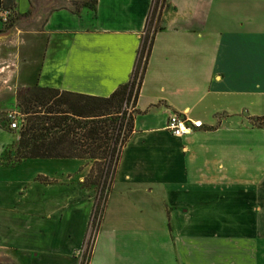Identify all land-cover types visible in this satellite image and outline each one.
<instances>
[{"label":"crops","instance_id":"obj_1","mask_svg":"<svg viewBox=\"0 0 264 264\" xmlns=\"http://www.w3.org/2000/svg\"><path fill=\"white\" fill-rule=\"evenodd\" d=\"M13 1L12 24L0 22V100L8 101L0 112L16 109L19 92L108 98L129 82L153 0ZM171 114L206 129L174 136ZM2 116L0 160L15 155L19 140ZM257 117H264V0H166L88 264H264V130L249 121ZM49 162L58 168L36 171L30 183L1 180L0 191L25 200L40 190L53 196L44 209L61 214L81 213L85 203L79 240L63 214L62 234L48 225L46 251L20 241L23 264H79L73 253L96 195L82 184L95 163L28 159L16 167ZM55 187L60 192H47ZM114 192L121 219L105 224ZM100 243L107 245L98 261Z\"/></svg>","mask_w":264,"mask_h":264},{"label":"trees","instance_id":"obj_2","mask_svg":"<svg viewBox=\"0 0 264 264\" xmlns=\"http://www.w3.org/2000/svg\"><path fill=\"white\" fill-rule=\"evenodd\" d=\"M165 4L166 0H153L130 80L110 97L34 89L21 102L19 100L25 122L19 132L15 160L1 165L12 167L28 159H87L95 163L82 184L83 188L93 187L96 195L86 242L89 245L91 241V246L79 264H88L92 255L121 151L133 130L135 106ZM15 6L13 0L0 2V7L11 9L13 13ZM125 104H132L133 114L125 113ZM249 121L253 127L264 130V117Z\"/></svg>","mask_w":264,"mask_h":264},{"label":"rangeland","instance_id":"obj_3","mask_svg":"<svg viewBox=\"0 0 264 264\" xmlns=\"http://www.w3.org/2000/svg\"><path fill=\"white\" fill-rule=\"evenodd\" d=\"M25 94L19 92L17 97V107L16 109H11L10 107H5L2 109L0 113L3 114L2 121H4L6 124L9 123L7 120V114L8 113H14L18 120L19 129L14 130V132L19 133L21 127L24 124L25 117L21 113V109L19 108V100L22 101L23 98H25ZM5 101V100H4ZM2 102L0 100V108L3 107L2 104L6 105L7 102ZM23 105V104H22ZM15 158V155L13 156L10 152H7L3 159L0 160L1 163H12ZM56 168H58L57 165H55L54 162L49 163H41V164H33L30 163V165L25 164L18 167H11L8 168L9 170L0 171V181L6 180L8 182H16L17 180H25L26 182L30 183L31 176L35 174L36 171H42L45 172H53ZM38 181V183L42 182H48L45 178L36 177L35 178ZM42 181V182H41ZM28 186V184L26 185ZM40 189V187H37ZM51 188H54L53 186ZM56 189H51L47 192H60L58 187H55ZM32 189V187L30 188ZM89 189H93V187H89ZM64 190V191H63ZM62 192H67V190H73L71 187L63 189ZM9 191H0V264H23L22 260V254L24 253L27 244H36L35 247L37 249L40 248L44 252L45 249H49L47 244V236L50 235L48 233V229H53L58 232H63L65 225L59 224V218L60 215L70 217L73 222L75 223V228L70 229L74 232L73 237L71 240L76 241L79 240V236L82 234V228L83 225H85V213L88 210L87 205L84 203L80 207V212H71L68 214V212L65 213H59L58 211H47L44 209L43 200H49L50 198H53V196H48L47 193L40 192V190L33 189L30 192H28L24 197H28L25 200H23V192H9ZM113 199L110 203V206L108 207V211L106 212L107 216H105L104 223L106 224V221L111 223L112 221H118L121 218H115L116 214H120V211L117 209V195L118 192L113 193ZM23 200V203H20L19 200ZM95 201V198H94ZM22 202V201H21ZM25 204V205H23ZM94 204V202H93ZM23 205V206H22ZM121 205V204H120ZM31 210L32 212L27 213V209ZM50 208V207H48ZM84 216V217H83ZM50 221H49V218ZM70 218H67V220L64 219V221L68 223V220ZM70 221V220H69ZM89 223V222H88ZM41 225V226H39ZM42 225H45L46 227H42ZM50 226V228L48 227ZM73 228V227H72ZM69 230V229H68ZM94 232L92 233V235ZM61 236V235H60ZM90 236V231L88 230L87 226V232L86 237L84 240L83 245L76 250L73 255L76 256L78 259V262L82 260L84 257V253L87 255L88 249L91 246V241L89 245H86V242ZM81 237V236H80ZM49 238H51L49 236ZM62 238V237H61ZM60 239V237H59ZM20 241H24L25 243H21ZM47 243V244H46ZM95 244V242H94ZM107 245L103 243L99 244V250L96 260H101L99 258H102L104 246ZM94 246V245H93ZM121 246V245H118ZM128 248V246H127ZM131 248V246H130ZM40 250V249H39ZM36 251V250H35ZM38 251V250H37ZM46 251V250H45ZM148 251L150 252L151 249L148 247ZM41 252V255L42 253ZM101 252V253H100ZM122 253V252H121ZM132 253V252H131ZM85 255V256H86ZM36 264H42L40 261H36Z\"/></svg>","mask_w":264,"mask_h":264},{"label":"built area","instance_id":"obj_4","mask_svg":"<svg viewBox=\"0 0 264 264\" xmlns=\"http://www.w3.org/2000/svg\"><path fill=\"white\" fill-rule=\"evenodd\" d=\"M14 19V13L11 9H5L0 7V22L4 26H8L11 24L12 20ZM124 111L126 114L130 115L133 114L134 108L132 104H125ZM8 128L11 131L18 130V120L14 113L7 114ZM198 128V127H197ZM167 129L174 135V136H183L188 134L193 130V126L188 122L187 118L183 115L178 114H171L167 122Z\"/></svg>","mask_w":264,"mask_h":264}]
</instances>
